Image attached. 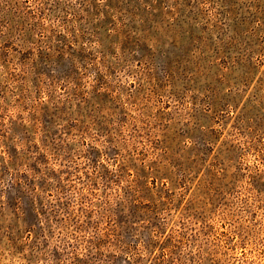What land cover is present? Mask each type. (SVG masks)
<instances>
[{
    "label": "rangeland",
    "instance_id": "1",
    "mask_svg": "<svg viewBox=\"0 0 264 264\" xmlns=\"http://www.w3.org/2000/svg\"><path fill=\"white\" fill-rule=\"evenodd\" d=\"M0 264H264V0H0Z\"/></svg>",
    "mask_w": 264,
    "mask_h": 264
}]
</instances>
